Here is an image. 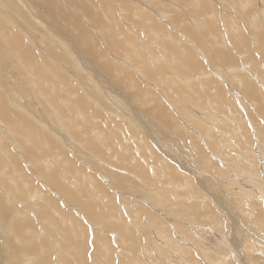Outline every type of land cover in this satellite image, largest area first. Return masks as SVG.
Returning a JSON list of instances; mask_svg holds the SVG:
<instances>
[{
    "label": "rangeland",
    "instance_id": "rangeland-1",
    "mask_svg": "<svg viewBox=\"0 0 264 264\" xmlns=\"http://www.w3.org/2000/svg\"><path fill=\"white\" fill-rule=\"evenodd\" d=\"M17 1L0 264H264V0Z\"/></svg>",
    "mask_w": 264,
    "mask_h": 264
},
{
    "label": "bare ground",
    "instance_id": "bare-ground-1",
    "mask_svg": "<svg viewBox=\"0 0 264 264\" xmlns=\"http://www.w3.org/2000/svg\"><path fill=\"white\" fill-rule=\"evenodd\" d=\"M5 1L7 2V4L11 5V6L14 7L15 9L17 8V7L12 3L14 0H5ZM18 1H19V0H18ZM18 1H17V2H18ZM42 1H44V0H42ZM45 1H46V0H45ZM6 2H5V4H6ZM19 2H20V1H19ZM15 3H16V2H15ZM47 3H48V2H46V4H47ZM7 4H6V5H7ZM43 4L45 5V3H43ZM16 5H17V4H16ZM39 5H40V4H39ZM44 5H43V6H44ZM40 6H41V5H40ZM50 6H51V5H50ZM50 6H47V7H46V10H45L48 14H49V12L51 11V7H50ZM12 7H11V8H12ZM25 7H26V6H25ZM25 7H24V8H25ZM37 7H38V6H37ZM43 9H44V8H43ZM43 9H42V11H43ZM46 12H45V13H46ZM42 13H43V12H42ZM36 14H38V13H36ZM48 14H47V15H48ZM1 31H2V30H1ZM8 34H9V33H8ZM76 38H77V37H76ZM78 38H79V37H78ZM78 38H77V39H78ZM31 43H32V42H31ZM63 45H64V44H63ZM64 46H65V45H64ZM65 48H66V47H65ZM45 54H46V53H45ZM90 56H91V55H90ZM92 56H93V55H92ZM92 56H91V57H92ZM93 57H94V56H93ZM90 59H91V58H90ZM93 59H94V60H95V59L97 60V58H93ZM98 61H99V59H98ZM75 63H76V62H75ZM73 66H74V65H73ZM99 68H101V67H99ZM1 88H2V87H1ZM4 107H5V106H4ZM4 107H2V106L0 105V112H1L3 115H5V114H9L8 110H7L6 108H4ZM6 111H7L8 113H6ZM2 114H0V115H2ZM3 118H4V117H3ZM5 119H6V118H4V120H5ZM6 121H7V120H6ZM29 131H30V130H29ZM50 178H51V177H50ZM63 190H64V189H63ZM0 203H1V199H0ZM0 210L3 211V212L5 211V210H3V205H1V204H0ZM5 214H6V213H5ZM8 215H10V214H8ZM0 217H1V216H0ZM9 218H10V217H9ZM9 218L7 217V219H9ZM12 218H13V217H12ZM2 219H3V218H2ZM3 220H4V219H3ZM3 220H2V222H3ZM10 222H12V221H10ZM10 222H9V223H10ZM0 224H2V223H0ZM5 224H6V223H5ZM10 224H11V223H10ZM10 224H9V226H10ZM7 225H8V224H7ZM2 227L4 228V226H2ZM6 227H7V226H6ZM10 227H11V226H10ZM15 227L17 228V226H15ZM25 227L27 228L26 225H25ZM29 227H30V226H29ZM11 228H14V227H11ZM29 229H30V228H29ZM14 230H16V229L14 228ZM14 230H13V231H14ZM27 230H28V229H27ZM11 231H12V229H11ZM13 231H12V232H13ZM18 231H19V229H18ZM22 231H24V230H22ZM15 232H17V230H16ZM15 232H14V233H15ZM23 233H24V232H23ZM20 236H21V235H20ZM18 237H19V236H18ZM17 241H18V240H17ZM20 243H21V242H20ZM5 245H6V244H5ZM0 247H1V246H0ZM1 250H2V248H1ZM14 252H15V249H14ZM10 253H11V252H10ZM12 253H13V252H12ZM16 253H17V252H16ZM3 254H4V253H3ZM13 254H14V253H13ZM5 255H6V254H5ZM8 255H9V254H8ZM1 256H2V253H1ZM1 256H0V257H1ZM3 256H4V255H3ZM3 256H2V261H3ZM17 256H18V255H17ZM12 257H13V255H12ZM12 257H11V258H12ZM8 258H9V257H8ZM14 258H15V257H14ZM14 258H12V259H14ZM14 260H15V259H14ZM10 262H11V261H10ZM7 263H8V262H7Z\"/></svg>",
    "mask_w": 264,
    "mask_h": 264
}]
</instances>
